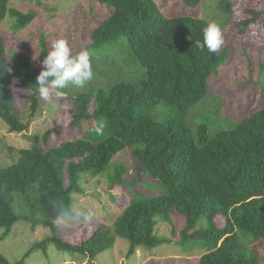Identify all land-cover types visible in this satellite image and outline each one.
Returning <instances> with one entry per match:
<instances>
[{
    "label": "trees",
    "instance_id": "trees-1",
    "mask_svg": "<svg viewBox=\"0 0 264 264\" xmlns=\"http://www.w3.org/2000/svg\"><path fill=\"white\" fill-rule=\"evenodd\" d=\"M96 1L110 8L93 31L89 50L111 49L125 38L145 67L146 79H104L92 95L86 89L70 95L73 111L66 130H78L82 137L56 144L52 138L62 130L58 125L42 136L28 134L14 90L26 92L22 95L31 102L30 118H42L46 102L37 84L41 71L25 54L10 59L1 31L8 16L25 26L35 16L0 0V120L30 143L18 159L0 167V229L9 232L25 219L15 212L14 197L31 194L46 217L44 226L53 232L15 264H25L31 252L51 244L97 264L117 238L129 242L128 258L140 248L152 251L174 239L184 253L201 252L198 264H264V106L230 126L217 122L213 133L203 124L197 137L185 120L188 110L208 94L210 77L229 63L232 49L223 39L217 51L202 50L197 44L209 23L191 16L168 18L155 0ZM183 2L193 11L200 0ZM217 7L232 14L231 0H219ZM261 12L250 11L252 17L237 24L241 34ZM261 88L264 103L262 81ZM152 113L155 119L148 116ZM101 122L104 129L98 134L93 129ZM120 153L130 162L109 166ZM106 173L110 199L117 202L112 190L119 188L129 197L127 204L121 203L111 227L90 222L77 227L83 231L77 244L62 239L59 218L75 215L73 196L86 194L87 178ZM155 182L160 186L151 191ZM158 220L170 225L173 239L157 234ZM0 264L12 263L0 255Z\"/></svg>",
    "mask_w": 264,
    "mask_h": 264
},
{
    "label": "rangeland",
    "instance_id": "rangeland-1",
    "mask_svg": "<svg viewBox=\"0 0 264 264\" xmlns=\"http://www.w3.org/2000/svg\"><path fill=\"white\" fill-rule=\"evenodd\" d=\"M155 1L168 18L191 16L207 23L216 22L221 28L224 46L232 49L229 63L210 77L208 94L191 107L185 116L194 137H197L198 129L203 124L208 125L210 133H213L217 122L219 126H230L234 120L264 106L261 88V81L264 82V70L261 68L264 67V13L261 12L259 20L250 25L247 33L241 34L237 25L252 17L250 11H262L264 0H231V15L218 9L219 0H200L193 11H188L183 6V0ZM8 4L10 8L35 16L26 26L10 16L3 21L1 31L9 58L25 54L39 71L43 70L42 61L52 50L51 45L55 40H66L73 55L85 49L89 50L93 31L100 25L102 18L108 15L110 8L108 4L96 0H9ZM89 51L92 54V79L86 81L82 88L70 84L66 89L60 90L63 93L60 96L50 93L49 98L45 99L46 103L42 104L43 110H40L44 112L42 118L35 116L31 119V102L27 95H22L26 92L14 90L22 119L29 124V135L42 136L45 131L54 130L58 125L62 130L55 132L52 143L60 144L81 138L78 130H66L72 118L70 113L73 111L70 95L84 89L92 95L94 86L104 79H111L115 83L119 80L139 83L146 79L145 67L131 54L125 38L120 39L111 49H103L97 53ZM148 116L155 119L153 113ZM29 145L22 135L10 133L6 124L0 120V167L10 165L13 160L18 159V152ZM123 159L130 162L128 155L120 153L109 166ZM112 171L115 172L114 167ZM108 178L107 173L95 179L87 178L88 181L84 183L86 194L73 196L77 204L72 206L71 214L74 212L75 215L59 218L58 227L62 230V239L70 238L72 244H77L83 234L82 229L77 227L82 224L93 222L104 227L113 225V220L121 213V205L126 203L129 197H124L119 188H114L112 193L116 197H123L124 201L119 198L117 202L112 201L108 192ZM131 181L132 178L127 179L128 184ZM159 186L160 183L155 182L151 191ZM14 210L25 219L17 222L9 232L0 229V255L12 264L21 262L35 244L53 236L52 229L43 224L46 217L43 216L34 195L23 197L22 194H16ZM177 220V225L181 226L182 222L179 218ZM156 231L161 237L173 239L172 228L166 222L158 220ZM174 241L173 239L171 244L152 251L140 248L135 255L128 258L129 242L117 238L115 247L101 254L96 263L198 264L200 251L184 253ZM24 263L88 264V261L81 254L59 250L51 244L31 252Z\"/></svg>",
    "mask_w": 264,
    "mask_h": 264
},
{
    "label": "clouds",
    "instance_id": "clouds-1",
    "mask_svg": "<svg viewBox=\"0 0 264 264\" xmlns=\"http://www.w3.org/2000/svg\"><path fill=\"white\" fill-rule=\"evenodd\" d=\"M222 43L221 28L216 22H211L204 29L203 42L197 46L202 50L206 47L209 52H215ZM51 49L43 59V70L37 77L39 92L44 99H48L50 93L62 95L60 90L66 89L70 84L82 88L86 81L92 79V54L89 50L85 49L73 55L68 42L64 39L55 40ZM103 129L104 124L101 122L93 131L99 134Z\"/></svg>",
    "mask_w": 264,
    "mask_h": 264
}]
</instances>
